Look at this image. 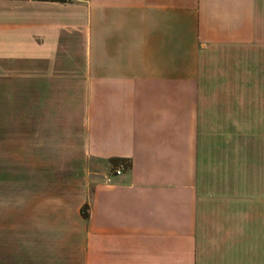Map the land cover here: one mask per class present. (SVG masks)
Returning a JSON list of instances; mask_svg holds the SVG:
<instances>
[{
	"label": "crops",
	"instance_id": "obj_1",
	"mask_svg": "<svg viewBox=\"0 0 264 264\" xmlns=\"http://www.w3.org/2000/svg\"><path fill=\"white\" fill-rule=\"evenodd\" d=\"M0 264H264V0H0Z\"/></svg>",
	"mask_w": 264,
	"mask_h": 264
},
{
	"label": "built area",
	"instance_id": "obj_2",
	"mask_svg": "<svg viewBox=\"0 0 264 264\" xmlns=\"http://www.w3.org/2000/svg\"><path fill=\"white\" fill-rule=\"evenodd\" d=\"M64 1H70V0H64ZM127 165H128V163L122 160L118 164H116L112 167L111 173H113V174L120 173ZM109 178H110V176L108 175L107 179H109Z\"/></svg>",
	"mask_w": 264,
	"mask_h": 264
},
{
	"label": "rangeland",
	"instance_id": "obj_3",
	"mask_svg": "<svg viewBox=\"0 0 264 264\" xmlns=\"http://www.w3.org/2000/svg\"><path fill=\"white\" fill-rule=\"evenodd\" d=\"M122 161V160H121ZM123 161H125V162H127V163H129L127 160H125V159H123Z\"/></svg>",
	"mask_w": 264,
	"mask_h": 264
},
{
	"label": "trees",
	"instance_id": "obj_4",
	"mask_svg": "<svg viewBox=\"0 0 264 264\" xmlns=\"http://www.w3.org/2000/svg\"><path fill=\"white\" fill-rule=\"evenodd\" d=\"M121 160H123V159H121ZM129 164V163H128Z\"/></svg>",
	"mask_w": 264,
	"mask_h": 264
}]
</instances>
